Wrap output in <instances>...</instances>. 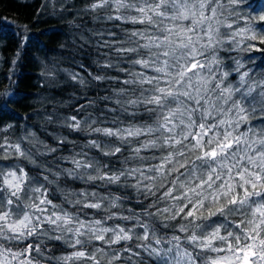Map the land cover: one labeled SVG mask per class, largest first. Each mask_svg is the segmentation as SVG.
Here are the masks:
<instances>
[{"label":"clouds","instance_id":"1","mask_svg":"<svg viewBox=\"0 0 264 264\" xmlns=\"http://www.w3.org/2000/svg\"><path fill=\"white\" fill-rule=\"evenodd\" d=\"M249 2L51 0L69 54L40 60L31 124L0 128V264H213L261 223L264 11ZM85 45L88 76L71 67Z\"/></svg>","mask_w":264,"mask_h":264},{"label":"trees","instance_id":"2","mask_svg":"<svg viewBox=\"0 0 264 264\" xmlns=\"http://www.w3.org/2000/svg\"><path fill=\"white\" fill-rule=\"evenodd\" d=\"M84 2L85 0H73L77 6ZM50 4L51 0H0V128L11 124L13 128L9 131L15 130L18 133L21 127L31 124L39 93L44 91L40 60L51 63L52 56L57 53L65 56L69 54L66 50L58 48V44L68 37V25L50 14ZM67 7L72 9V5ZM75 15V10L66 13L67 19H73ZM256 27L264 29V20H258ZM253 44L255 47L249 55L264 56V43L257 40L253 41ZM107 51L100 49V52ZM98 55V52L85 45L76 57V61L83 66L74 62L71 67L77 73L88 76L89 71H96L91 64V58ZM72 87L78 88L75 85ZM96 94V91L89 92L90 97ZM85 103L87 98L78 100L72 106V114L79 118L80 106ZM72 138H76L75 134ZM49 143L57 146L51 138ZM59 147L65 152L68 148L63 144ZM38 243L29 238L22 246L34 249ZM33 255L35 251L31 253V257ZM150 264L156 262L150 261Z\"/></svg>","mask_w":264,"mask_h":264},{"label":"snow or ice","instance_id":"3","mask_svg":"<svg viewBox=\"0 0 264 264\" xmlns=\"http://www.w3.org/2000/svg\"><path fill=\"white\" fill-rule=\"evenodd\" d=\"M253 12L264 11V0H250L249 5ZM264 20V18H261ZM140 23H143L141 21ZM260 43H264V39L258 40ZM255 45L253 44V48ZM197 67L196 63H192L189 71L194 70ZM207 135V133H206ZM194 140L198 137H193ZM217 147L221 148H231L232 143L229 142L227 145L219 144ZM207 156L215 158L217 156V151L215 148L207 151L205 153ZM260 179V177H257ZM244 191H247L245 188ZM238 198L233 199V204L237 203ZM43 204V200L40 201ZM188 215L192 216L195 213V209H186ZM259 218L261 223H257L255 228H250L244 232H239V229L243 228V225H237L238 234L235 237V247H233L232 238H228V243L225 247L217 249L218 257L213 260V264H259L260 261H264V230H262V224H264V212L259 213ZM0 219H6L5 217H0ZM11 227V225L9 226ZM28 234L27 229H21L17 235ZM33 251H39V249L27 248L23 253V256L31 258V253ZM80 256H84L83 252L79 253ZM258 256L257 259H253ZM71 259V257H69Z\"/></svg>","mask_w":264,"mask_h":264},{"label":"rangeland","instance_id":"4","mask_svg":"<svg viewBox=\"0 0 264 264\" xmlns=\"http://www.w3.org/2000/svg\"><path fill=\"white\" fill-rule=\"evenodd\" d=\"M0 163H2V162H0ZM253 259H257L258 260V256L254 257ZM259 264H264V261H260Z\"/></svg>","mask_w":264,"mask_h":264}]
</instances>
